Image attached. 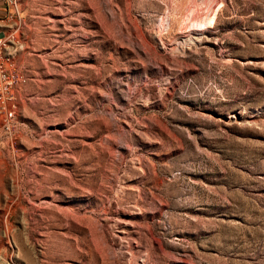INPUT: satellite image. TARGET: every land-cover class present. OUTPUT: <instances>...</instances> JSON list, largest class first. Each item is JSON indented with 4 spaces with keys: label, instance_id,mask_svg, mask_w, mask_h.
<instances>
[{
    "label": "rangeland",
    "instance_id": "obj_1",
    "mask_svg": "<svg viewBox=\"0 0 264 264\" xmlns=\"http://www.w3.org/2000/svg\"><path fill=\"white\" fill-rule=\"evenodd\" d=\"M0 114V264H264V0H19Z\"/></svg>",
    "mask_w": 264,
    "mask_h": 264
},
{
    "label": "built area",
    "instance_id": "obj_2",
    "mask_svg": "<svg viewBox=\"0 0 264 264\" xmlns=\"http://www.w3.org/2000/svg\"><path fill=\"white\" fill-rule=\"evenodd\" d=\"M0 2L5 11L4 17L0 19V114L6 121V130H9V122L15 114V91L22 82V76L16 72L10 60L19 45L15 37L17 30L8 28L19 16V0Z\"/></svg>",
    "mask_w": 264,
    "mask_h": 264
},
{
    "label": "crops",
    "instance_id": "obj_3",
    "mask_svg": "<svg viewBox=\"0 0 264 264\" xmlns=\"http://www.w3.org/2000/svg\"><path fill=\"white\" fill-rule=\"evenodd\" d=\"M4 13H5L4 7H3V5L0 2V19H2L4 17Z\"/></svg>",
    "mask_w": 264,
    "mask_h": 264
}]
</instances>
